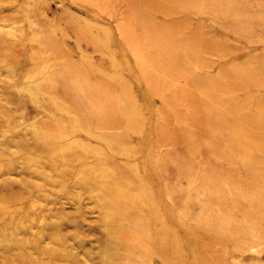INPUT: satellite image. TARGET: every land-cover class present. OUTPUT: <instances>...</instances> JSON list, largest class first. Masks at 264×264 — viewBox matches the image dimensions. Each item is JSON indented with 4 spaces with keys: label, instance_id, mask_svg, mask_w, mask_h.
<instances>
[{
    "label": "rangeland",
    "instance_id": "1",
    "mask_svg": "<svg viewBox=\"0 0 264 264\" xmlns=\"http://www.w3.org/2000/svg\"><path fill=\"white\" fill-rule=\"evenodd\" d=\"M0 264H264V0H0Z\"/></svg>",
    "mask_w": 264,
    "mask_h": 264
},
{
    "label": "bare ground",
    "instance_id": "2",
    "mask_svg": "<svg viewBox=\"0 0 264 264\" xmlns=\"http://www.w3.org/2000/svg\"><path fill=\"white\" fill-rule=\"evenodd\" d=\"M82 96V95H81ZM80 97V96H79Z\"/></svg>",
    "mask_w": 264,
    "mask_h": 264
}]
</instances>
